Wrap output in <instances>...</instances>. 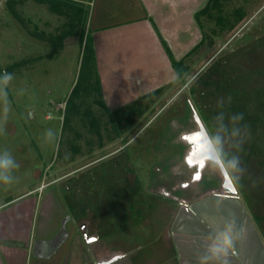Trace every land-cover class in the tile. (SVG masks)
Masks as SVG:
<instances>
[{
    "label": "rangeland",
    "instance_id": "1",
    "mask_svg": "<svg viewBox=\"0 0 264 264\" xmlns=\"http://www.w3.org/2000/svg\"><path fill=\"white\" fill-rule=\"evenodd\" d=\"M72 1L85 8L86 35H91L100 0ZM240 9L244 16L237 21ZM211 12L204 18L206 38L195 53L181 58L186 68L183 75L178 77L174 69L173 78L157 88L162 87V92L144 102V115L135 116L133 126L121 122L122 134L113 138L105 134V147L98 149V137L90 130L95 129L92 121H101L104 128L112 126L104 123L109 118L99 102L96 72L90 64L81 72L84 43L79 34L64 36L61 47L52 53L53 45L47 37L65 30L68 22L60 9L36 0H0V75L7 71L13 76L6 87L0 85V159L7 153L19 164L11 173L15 181L0 184V204L37 186L53 194L56 200L46 206L51 211L60 209L49 220L45 235L51 236L59 230L63 213L71 216L72 222L82 214L71 202L64 206V186L70 184L66 194L75 202L73 205L94 202L97 193L114 180L110 162H94L103 156L105 160L113 159V163L116 157L125 160V149H129L133 163L119 165V183H124L121 178L125 176L129 186H136L139 175L144 183L149 182L151 190L190 197L199 184H190L189 189L179 185L193 181L192 170L184 161L186 143L181 134L197 126L196 112L202 120L210 119L209 124L205 121L206 128L211 137L220 138L218 147H222L227 165L233 156H239L245 172L236 187L264 237V0H221ZM219 17L225 23H220ZM239 113H243V120L234 121L232 118ZM49 130L51 137L46 135ZM84 165L71 174L70 181L64 178L47 187L50 180ZM132 165L133 172L124 171ZM220 180V172L210 166L200 181L213 186ZM148 196V211L144 216L133 215L132 231L116 228L117 232H107L113 234L119 246L123 243L129 250L157 243L159 230L176 205L153 192ZM94 217L88 208L84 218L93 229L98 223H94ZM80 222L77 220L75 225ZM71 230L74 233L76 227ZM88 264H94L93 260Z\"/></svg>",
    "mask_w": 264,
    "mask_h": 264
},
{
    "label": "crops",
    "instance_id": "2",
    "mask_svg": "<svg viewBox=\"0 0 264 264\" xmlns=\"http://www.w3.org/2000/svg\"><path fill=\"white\" fill-rule=\"evenodd\" d=\"M209 1H99L91 36L103 100L109 110L122 108L173 78L174 68L161 38L177 59L185 57L207 36L204 18L211 15L199 20L196 14ZM201 182H197L196 188L201 189L198 195L171 202L176 206L160 228L157 243L131 249L132 254L123 258L122 264H197L229 218L244 228L243 238L232 250L231 264H264V237L239 192L225 191L221 183L208 186ZM150 191L162 194V190ZM45 193L29 191L0 204V264H57L55 253L71 240L61 264H88L91 260L97 264L96 254L78 234L72 233L68 239L66 234L64 245L62 241L54 245L57 231L45 235L55 211L46 205L56 200L53 194ZM36 239L39 248L32 257ZM105 239V247L97 244L102 257L118 249L110 245L113 234Z\"/></svg>",
    "mask_w": 264,
    "mask_h": 264
},
{
    "label": "flooded vegetation",
    "instance_id": "3",
    "mask_svg": "<svg viewBox=\"0 0 264 264\" xmlns=\"http://www.w3.org/2000/svg\"><path fill=\"white\" fill-rule=\"evenodd\" d=\"M201 118V117H200ZM202 120V118H201ZM205 127H206V123L204 120H202ZM100 126L98 128L95 127V129H90L94 134L97 135L98 137V149H103L105 147V139L104 136L106 134V136H111L110 138L113 137H117L116 136V132L114 131V129L111 127L110 129L108 128H104L102 127L101 121H98ZM111 124V123H110ZM207 129V128H206ZM208 131V130H207ZM111 132H114L111 133ZM210 135V134H209ZM113 136V137H112ZM111 140V139H110ZM92 144V141L89 142ZM185 147V152H187V150L189 149V144L186 143ZM181 147H179L178 149H180ZM79 150V146L77 148H75L73 151L72 156H74V152H78ZM181 151V150H179ZM125 160H118L116 157V163H113V159L112 160H105L106 156H103L101 158H99L97 161H95L94 163H103V162H110L111 164V170H112V174H113V178L114 180L109 183V186L106 187L104 190H102L100 193H97V198L94 200V202H89L87 204H83L82 206H80V204L77 205H73L75 204V202L72 201V199L70 198L69 194H66L67 191H69L70 189V184H67V186H64L63 188V195L65 196V201H64V206L67 203H72V206H75L76 209L80 210V214L79 216H77L74 221L72 222V217L69 216L67 213H63L62 219H61V225L59 230L57 231L58 233L56 234V238H55V242L54 245H57L58 243H60L61 241L63 242L62 245H64L67 241V239L69 238V236L72 234V228L76 227V231L74 233L78 234L83 241L87 244L89 250L91 251V253H95L96 257H97V264H103V263H107V264H122L120 261L127 257L129 254L131 253V249H127L126 245H124L123 243H121V245H118V242L116 240H112L110 243V245H114V243H116V247L118 248L117 251H112L111 253L107 254V257L103 255H100V248L97 247V244L100 245V247H105L106 245V239L105 237L107 236V232H113L114 230L117 232V230H122V231H132L133 229L131 228L132 224V217L135 213H139L142 216H144L146 214V212L148 211L149 208V203H148V199L149 196L147 197V193H150V187H149V182L144 183L143 178L140 177L139 175L136 176L135 178V183L136 186H129L128 185V181H126V177L124 176L123 181L124 183H119V178H117V168L119 167V165H122L123 163L127 164L128 162H132L133 163V159L130 157V155H128L129 149H125ZM221 159L223 161V163L225 164V167L227 168L228 172V165L225 162V159L223 157V155L221 154ZM119 162V163H117ZM113 164V165H112ZM85 167H79L77 169H74L72 172H69L67 175H63L62 177H58L56 179L50 180L49 183L47 184L48 186H51L53 184H55L56 182H58L61 179H66V181H70L72 176L71 174H75L78 171H80L81 169H83ZM197 165H194L191 169L192 171V179L193 181L190 179V181H186V182H180L179 185H183L185 186L187 189L188 186H190V184H193L197 181H195V179L197 178ZM208 168V167H207ZM207 168L203 167V173L207 170ZM131 171L133 172V165L131 166H126L124 167V171ZM108 170H105V173H107ZM115 172V175H114ZM104 173V174H105ZM116 176V178H115ZM203 176V175H202ZM144 177V176H143ZM149 177V176H148ZM45 187V186H44ZM44 187H42L44 189ZM46 187V188H47ZM176 184L173 187V190L176 191ZM40 186H37L36 188H34L33 190L30 191H34V190H39ZM124 189H126V194L123 195V191ZM199 191H201V189L197 188V189H193L192 190V195L190 197H195L196 195H198ZM119 194V195H118ZM144 194V196H143ZM156 196L163 198L164 200L166 199L167 201L170 202H175L176 198H181L180 195H174L171 196V194L169 193V191L164 192L163 194H159V193H154ZM11 201V200H10ZM10 201H6L4 203L8 204ZM159 201L157 203V205H159ZM156 205V204H155ZM59 206V205H58ZM70 207V206H69ZM109 207V208H107ZM90 208L93 210L94 212V223L97 225L94 226L95 229H93V224L91 222H89L87 219H85L84 217L87 214V209ZM60 207H57V210H59ZM54 211V212H55ZM64 212V211H63ZM77 220H80L81 222L78 223L77 225H75V222ZM131 221V222H130ZM142 222H139V224H141ZM119 227V229H118ZM117 228V230H116ZM131 228V229H130ZM135 228V227H134ZM93 229V231H92ZM115 232V233H116ZM67 234V237H66ZM65 237L67 238L66 240ZM69 244H67L68 246L63 249H60V251L55 253V258H56V262L57 264H61L64 262L65 260V256L68 252V248H71L72 246V240L68 241ZM39 241L36 239L33 247H32V257L34 256V254L37 253V248H39ZM101 243V244H100ZM38 245V246H37ZM108 245V244H107ZM140 246V245H138ZM109 246H107L108 248ZM113 247V246H112ZM126 247V248H125ZM102 250V249H101ZM93 254V255H95Z\"/></svg>",
    "mask_w": 264,
    "mask_h": 264
},
{
    "label": "trees",
    "instance_id": "4",
    "mask_svg": "<svg viewBox=\"0 0 264 264\" xmlns=\"http://www.w3.org/2000/svg\"><path fill=\"white\" fill-rule=\"evenodd\" d=\"M36 1L41 3V4H46L51 8L60 9V13L62 15H64L68 20L67 24L65 25L66 26L65 30H62L57 35L51 34L47 37L48 40L53 45V52L52 53H54V51H56V49L58 47H61L62 39L64 36L69 35L70 33L79 34L81 43H84L81 72L84 71L85 70L84 67H86L89 64H90L91 70L94 69V71L96 72V74H97V85L96 86H98V90L100 91V95H101L99 102L103 106L104 111L109 118V120L104 122V123H106V124L111 123L110 125L112 126V128L116 132V136H120L122 134V129H121V125H120L121 122L126 121L128 126H133L136 122L135 116L136 117H142L145 113V109L143 107L144 102L146 100L149 101V100L153 99V97H155L156 95H158L159 93L162 92L163 88L161 87L155 91H152L151 93L144 95L140 100H136V101H134V102H132L126 106H123L122 108H119V109L114 110V111H110L109 108L106 106V104L103 100V96H102V87H101L99 73L97 71L96 51H95L93 39H92V36L90 34L86 35L85 19H86L87 14H86L85 8L82 5H79L78 3H75L72 0H36ZM220 4H221V0H210L205 8H203L202 10L197 12V14H196L197 19L200 20V18L203 15H209V14L211 15L212 14L211 11L213 10V8L220 6ZM12 10H13V13L16 15V17L19 18L21 21H23V18L21 17L20 13L15 8H13ZM236 16H238L237 21H239L243 18L244 15H243L242 9L238 10V12L236 13ZM237 21L231 23L230 26H234ZM219 22L222 24L225 23L224 19L222 17H219ZM226 22L228 23V20ZM37 35L41 38H45L43 34L37 33ZM161 40H162V43L165 47V50H166L169 58H170V61L172 63L173 68L176 70L178 77H180L181 75H183V73L186 69L184 67V65H185L184 59L178 60L174 56L171 49L169 48L167 42L163 38H161ZM200 44L195 49H193L190 53H188L186 55V57L195 53V51L198 49ZM52 53H50V54L52 55ZM80 78H81V75L79 77V80H80ZM77 86H78V83L75 85L73 92L71 93V96L75 93ZM71 96H70L69 101L71 100ZM69 101L67 102L66 110L69 107ZM206 123L209 124L210 119L207 118ZM91 126L94 128L95 127L98 128L100 126V124H99V122H98V124H95V122L92 121Z\"/></svg>",
    "mask_w": 264,
    "mask_h": 264
},
{
    "label": "clouds",
    "instance_id": "5",
    "mask_svg": "<svg viewBox=\"0 0 264 264\" xmlns=\"http://www.w3.org/2000/svg\"><path fill=\"white\" fill-rule=\"evenodd\" d=\"M12 79V74L5 71L0 75V85L6 87ZM4 95H6V93H4ZM243 118V113H239L232 119L234 121H241ZM46 135L51 137L53 133L49 130ZM193 135L198 136V140L189 145V151L195 148L198 159L204 161L206 168L210 164L218 165L222 162L221 154L223 150L222 147H218L220 145L219 137H211L206 129L204 131H197L193 133ZM241 144L242 140L237 147L240 148ZM18 168L19 164L5 153L4 158L0 159V184L11 185L15 181L11 173ZM228 169L230 186L238 185L245 172V169L240 165V158L238 155L233 156L231 160L228 161ZM243 236V226H238L234 218L227 219L222 230L218 231L212 237L211 243L208 244L205 254L198 259L197 264H231L230 256L232 250Z\"/></svg>",
    "mask_w": 264,
    "mask_h": 264
},
{
    "label": "water",
    "instance_id": "6",
    "mask_svg": "<svg viewBox=\"0 0 264 264\" xmlns=\"http://www.w3.org/2000/svg\"><path fill=\"white\" fill-rule=\"evenodd\" d=\"M194 121H195L197 126L194 129H192L190 131H185L181 134V138L183 139V141H185V143H187L189 145L192 142L198 140V136L193 135V133H195L197 131H204L206 129L203 121L201 120L200 116L196 112L194 113ZM184 161H185L187 169H189V170H192L191 168L194 165H197V167H198L197 168L198 179H195V181L199 182L202 178V175H203L202 171H203V167H204L205 163L203 160L198 159L197 151L195 148H193L191 151H189V149H188L187 152H184ZM210 166H213L214 168L217 169L218 172H220V174H221V180H220L221 188L225 191L236 194L238 192L237 187L236 186H230V187L228 186L230 184L229 172H228L227 168L225 167V164L223 163V161L221 163H219L218 165L217 164H210L208 167H210ZM162 193H164V192H162ZM103 264H107V263H103Z\"/></svg>",
    "mask_w": 264,
    "mask_h": 264
},
{
    "label": "snow or ice",
    "instance_id": "7",
    "mask_svg": "<svg viewBox=\"0 0 264 264\" xmlns=\"http://www.w3.org/2000/svg\"><path fill=\"white\" fill-rule=\"evenodd\" d=\"M198 178V177H197ZM230 187V184L228 185Z\"/></svg>",
    "mask_w": 264,
    "mask_h": 264
}]
</instances>
